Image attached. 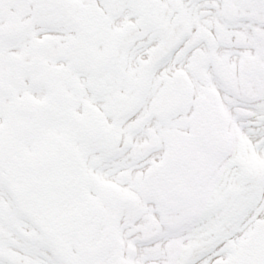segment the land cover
<instances>
[{
  "label": "snow or ice",
  "instance_id": "6c2138e0",
  "mask_svg": "<svg viewBox=\"0 0 264 264\" xmlns=\"http://www.w3.org/2000/svg\"><path fill=\"white\" fill-rule=\"evenodd\" d=\"M0 264H264V0H0Z\"/></svg>",
  "mask_w": 264,
  "mask_h": 264
}]
</instances>
